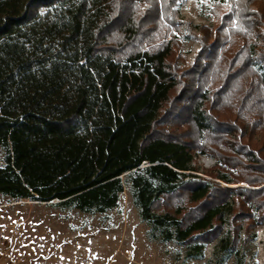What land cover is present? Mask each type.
<instances>
[{
    "label": "trees",
    "instance_id": "obj_1",
    "mask_svg": "<svg viewBox=\"0 0 264 264\" xmlns=\"http://www.w3.org/2000/svg\"><path fill=\"white\" fill-rule=\"evenodd\" d=\"M236 6L242 14L225 15L239 21L233 33H264V0ZM147 17L137 19L130 1L0 0V195L105 213L118 206L127 185L151 237L183 246L187 258L213 244L224 260L264 224V179L232 189L220 181H239L226 174L213 176L217 181L198 177L191 165L197 140L167 126L187 115L184 122L201 137L215 125L229 132L206 110L210 95L202 84L226 38L203 47L199 55L208 62L194 61L177 95L171 42L150 48L137 42L149 32ZM244 39L249 44L231 57L229 80L249 67L264 86L254 68H264V45ZM239 55L241 66L232 69ZM179 98L181 106L165 107Z\"/></svg>",
    "mask_w": 264,
    "mask_h": 264
},
{
    "label": "rangeland",
    "instance_id": "obj_2",
    "mask_svg": "<svg viewBox=\"0 0 264 264\" xmlns=\"http://www.w3.org/2000/svg\"><path fill=\"white\" fill-rule=\"evenodd\" d=\"M118 1L124 4L130 1L137 19L148 15L143 30L149 32L139 37L140 47L171 42L168 61L179 80L174 94L178 95L190 78L186 70L196 59L201 58L206 63L205 56L199 55L203 47L209 46L213 38H226L212 63L207 65L202 84L210 95L206 110L222 125L228 126L229 132L215 125L213 132H205L201 137L189 121L184 122L186 113L167 128L190 141L197 140L191 165L197 169L194 173L198 177L217 181L213 176L226 174L233 181H239L231 184L220 181L221 185L232 189L250 187L247 180L264 179V169L261 164L256 165L264 163V86L257 82V76L249 67L231 80L228 75L235 51L249 44L244 38L264 45V33L254 28L247 34L231 31L239 21L233 19L231 22L225 15L236 9L242 14L236 6L237 0H232L230 5L214 0L203 3L201 0H174L170 6L169 0ZM256 5L251 4L249 9H256ZM155 11L158 20L153 21ZM223 23L227 26L221 29ZM120 39L119 34L113 36L115 43ZM229 40H235L234 45H229ZM134 46L137 47L135 43ZM242 60L243 56L239 55L232 69L240 67ZM254 68L264 77V71H259L256 65ZM224 85L225 91L217 95ZM172 100L165 107L171 103L183 104L180 98ZM249 151L256 161L249 160L246 153ZM3 155L0 148V164ZM253 231L254 239L238 243L234 256L220 260L213 252V244H209L201 257L187 258L183 246L151 237L149 226L140 218L127 185L118 206L105 213L62 210L54 204L12 200L0 195V264H264V224Z\"/></svg>",
    "mask_w": 264,
    "mask_h": 264
},
{
    "label": "snow or ice",
    "instance_id": "obj_3",
    "mask_svg": "<svg viewBox=\"0 0 264 264\" xmlns=\"http://www.w3.org/2000/svg\"><path fill=\"white\" fill-rule=\"evenodd\" d=\"M201 2H202V3H203V2H206V0H201ZM214 2H216V3H220L221 0H214ZM222 2H223L224 4H226V5H230L231 2H232V0H222ZM233 23H235V22H233ZM240 30H243V29H240Z\"/></svg>",
    "mask_w": 264,
    "mask_h": 264
},
{
    "label": "built area",
    "instance_id": "obj_4",
    "mask_svg": "<svg viewBox=\"0 0 264 264\" xmlns=\"http://www.w3.org/2000/svg\"><path fill=\"white\" fill-rule=\"evenodd\" d=\"M256 67H257V69H258L259 71H264V68H262L261 66L256 65Z\"/></svg>",
    "mask_w": 264,
    "mask_h": 264
}]
</instances>
